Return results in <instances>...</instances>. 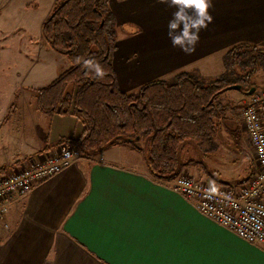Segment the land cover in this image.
<instances>
[{"label":"crops","instance_id":"1","mask_svg":"<svg viewBox=\"0 0 264 264\" xmlns=\"http://www.w3.org/2000/svg\"><path fill=\"white\" fill-rule=\"evenodd\" d=\"M134 2L141 0H109L118 24L134 19L143 23L142 33L121 25L123 39H118L114 64L123 90L183 67L217 76L220 73L207 71L215 69L234 45L264 47V0H212L213 22L200 31L195 50L186 54L173 47L165 30L164 55L158 53L157 21L164 16L169 22L173 13L163 15L148 4ZM132 31L139 32L133 39ZM126 37L130 43L123 41ZM38 59L58 63L38 72L30 83L24 77L31 66L18 65L12 90L5 92L8 104L0 109V167L24 166L54 153L65 139H75L83 131L74 114L38 110L35 89L70 66L67 56L47 48ZM225 96L242 98L241 102L248 97L229 89L221 97L223 104ZM240 108L231 109L230 117L222 115L223 129L217 134L237 141L242 131ZM11 118L15 126L8 125ZM183 164L181 172L189 167ZM203 173L213 179L206 170ZM173 180L156 179L143 154L124 144L90 159H76L11 205V230L0 236V264H264L263 244L252 243L208 217L196 199L171 188Z\"/></svg>","mask_w":264,"mask_h":264},{"label":"trees","instance_id":"2","mask_svg":"<svg viewBox=\"0 0 264 264\" xmlns=\"http://www.w3.org/2000/svg\"><path fill=\"white\" fill-rule=\"evenodd\" d=\"M116 24L109 0H56L42 23V34L49 47L69 58L70 66L35 89L37 108L49 115L71 113L82 121L81 135L65 139L82 156L126 142L138 150L137 140L147 137L145 160L151 173L158 180L173 179L184 165L181 143L194 141L205 153L217 148L216 120L228 108L221 97L236 83L249 92L264 50L240 43L224 55L225 70L215 77L182 71L171 79H151L137 91H126L119 84L114 64ZM78 57L99 62L106 70L104 78H95L93 72L76 62ZM238 66L246 71L233 77ZM5 171L6 167H1L0 172ZM209 174L216 181L226 182Z\"/></svg>","mask_w":264,"mask_h":264},{"label":"rangeland","instance_id":"3","mask_svg":"<svg viewBox=\"0 0 264 264\" xmlns=\"http://www.w3.org/2000/svg\"><path fill=\"white\" fill-rule=\"evenodd\" d=\"M56 0H0V109L5 108L7 101H6V91L8 90L11 92V86L13 82L16 80V69L18 68L19 64H23L24 67L31 66L32 70L29 72L27 77H24V82L30 83L31 78L34 77L38 72L47 71L48 67L57 64L58 62L54 61L53 59H49L46 61L44 59H38L41 56L43 49L47 48L48 51L52 53H57L54 49L48 46L43 34H42V23L46 19V17L50 14L54 3ZM148 4L149 9L154 7V9H159L160 13L163 15H167L168 13H173L174 9L169 7L167 4L159 3L157 1H153V3L149 0H141L139 3H135L134 5H145ZM160 14V15H161ZM137 18V17H136ZM139 20V21H138ZM141 19H134L133 21H124L123 24H116L117 28V35L118 39L122 38V26H129V27H136L141 29V33L144 32L143 28H140ZM159 25L157 26V32L159 33L156 38L161 41V45L159 46L158 53H163L165 50L166 38H164V31L168 32L167 22L168 19L162 16L159 21H157ZM138 31V30H137ZM139 32L132 31L129 36L131 39L135 37ZM140 33V34H141ZM165 34V33H164ZM126 37L124 42L127 41L130 43L131 40ZM146 50L150 48L149 43H147ZM264 50V47H260ZM127 50L129 49L126 48ZM153 54V50L149 52V55ZM50 56V55H49ZM69 59V58H68ZM161 65V64H160ZM220 66V67H219ZM15 68V71H13ZM249 68V67H248ZM20 69V67H19ZM225 69L224 62H218V66L215 69L208 70L207 72L211 74H218L221 73ZM187 71L185 67L181 69H176L169 73H161L165 79H171L176 74ZM193 73L199 72L195 70H188ZM246 69L238 66L235 70V73L232 75L233 77H239L245 73ZM49 74V73H48ZM215 77V76H213ZM212 78V77H208ZM241 84V83H240ZM250 84L253 87H256V90L264 91V59H262L261 64H259L258 70L252 76ZM248 87V86H247ZM31 89V88H28ZM138 88L127 90V91H137ZM235 90V89H234ZM32 91V90H31ZM238 91V90H237ZM242 95L249 96L250 94L239 90ZM36 92V91H35ZM32 93V92H31ZM34 93V92H33ZM33 96V94H32ZM37 99V98H36ZM229 99V100H228ZM242 98L239 99H232L225 96L224 98V105L227 106L225 115H232V110L237 112V110L242 106L245 105L247 102L248 97L244 102H241ZM30 100V99H29ZM14 102V101H13ZM222 102V101H221ZM15 104V103H13ZM234 105V106H233ZM238 113V119L241 123V130H239V134L237 137V141H233L231 138H227V134L219 132L217 134V143L218 146L214 151L209 153H205L198 144L194 141H184L181 143L180 146V156L181 159L189 165L187 166V171H182L178 175H190L200 179L206 180H213L210 177L205 175L204 170L208 172H213V174L217 177H220L225 183H239V180L245 179L249 176L251 172L254 171L256 162L254 156V149L251 145L249 140L248 134L245 130V127L242 123V119L240 117L241 109ZM264 109V103H263ZM222 115L219 119H217V131L222 128L223 125ZM8 125L15 126V119H10ZM14 131L16 132L17 130ZM140 149H136L133 147L132 143L126 142L122 143L127 145L128 147L132 148L133 150L142 153L143 156L147 154L148 151V139L147 137H142L140 140L136 142ZM63 146H68L73 150H78L72 143L70 142H63L61 144L60 149ZM79 151V150H78ZM78 158H93L95 155H91L89 157L82 156L79 151ZM245 159V161H244ZM189 161H193L191 164ZM191 165V166H190ZM3 167V166H2ZM6 171L0 172V175L7 174L15 170L16 168L22 169L24 166H15V165H5ZM1 169V167H0ZM17 169V170H18ZM209 173V172H208ZM177 175V176H178ZM176 176V177H177ZM222 176V177H221ZM175 177V178H176ZM216 181V180H215ZM220 182V181H218ZM29 194V193H28ZM24 198V197H22ZM22 198H19L11 203V205L17 201H20ZM10 205V207H11ZM9 207V210H10ZM9 211L6 213L4 220L0 218V236L5 235L11 230V223L8 218Z\"/></svg>","mask_w":264,"mask_h":264},{"label":"built area","instance_id":"4","mask_svg":"<svg viewBox=\"0 0 264 264\" xmlns=\"http://www.w3.org/2000/svg\"><path fill=\"white\" fill-rule=\"evenodd\" d=\"M264 91L252 92L240 117L254 149L256 166L248 179L239 183L178 175L172 189L196 199L199 209L255 244L264 245ZM255 119L249 121L246 114ZM79 151L63 146L60 151L42 154L36 160L0 175V218L4 220L11 203L25 197L38 184L58 173L74 160ZM18 169V170H17Z\"/></svg>","mask_w":264,"mask_h":264},{"label":"clouds","instance_id":"5","mask_svg":"<svg viewBox=\"0 0 264 264\" xmlns=\"http://www.w3.org/2000/svg\"><path fill=\"white\" fill-rule=\"evenodd\" d=\"M159 3L167 4L176 10L172 19L168 22V37L173 47H179L186 54H191L199 42V33L207 29L213 22L210 9L213 7L212 0H158ZM82 63L83 67L94 73L95 78L103 79L106 70L95 59L76 60ZM249 121L255 117L251 113L246 114Z\"/></svg>","mask_w":264,"mask_h":264},{"label":"water","instance_id":"6","mask_svg":"<svg viewBox=\"0 0 264 264\" xmlns=\"http://www.w3.org/2000/svg\"><path fill=\"white\" fill-rule=\"evenodd\" d=\"M229 89H235V90H241L242 89V84L240 83H236V84H232L230 85ZM255 89V87H252L250 90H249V94H251L253 92V90Z\"/></svg>","mask_w":264,"mask_h":264}]
</instances>
